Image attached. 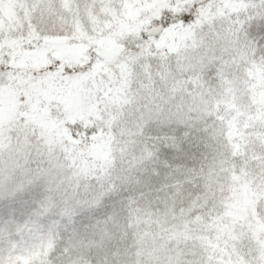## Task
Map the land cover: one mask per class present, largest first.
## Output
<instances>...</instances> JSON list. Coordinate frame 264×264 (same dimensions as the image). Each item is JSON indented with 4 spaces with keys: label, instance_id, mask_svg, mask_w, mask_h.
<instances>
[{
    "label": "snow or ice",
    "instance_id": "snow-or-ice-1",
    "mask_svg": "<svg viewBox=\"0 0 264 264\" xmlns=\"http://www.w3.org/2000/svg\"><path fill=\"white\" fill-rule=\"evenodd\" d=\"M0 264H264V0H0Z\"/></svg>",
    "mask_w": 264,
    "mask_h": 264
},
{
    "label": "rangeland",
    "instance_id": "rangeland-1",
    "mask_svg": "<svg viewBox=\"0 0 264 264\" xmlns=\"http://www.w3.org/2000/svg\"><path fill=\"white\" fill-rule=\"evenodd\" d=\"M237 163H239V162H237Z\"/></svg>",
    "mask_w": 264,
    "mask_h": 264
}]
</instances>
